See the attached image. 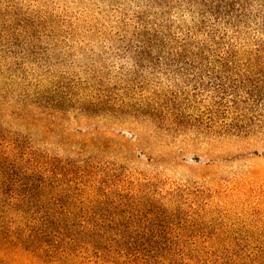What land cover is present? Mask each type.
Instances as JSON below:
<instances>
[{"label":"rangeland","instance_id":"obj_1","mask_svg":"<svg viewBox=\"0 0 264 264\" xmlns=\"http://www.w3.org/2000/svg\"><path fill=\"white\" fill-rule=\"evenodd\" d=\"M193 11L186 0H0V140L48 158L60 188L41 191L44 206L89 200L82 184L99 173L124 195L121 179L151 188L125 196L122 216H1L12 236L0 235V264H111L110 240L127 254L118 264H264V123L230 128L256 114L222 116L210 70L154 49V24L181 39Z\"/></svg>","mask_w":264,"mask_h":264},{"label":"trees","instance_id":"obj_2","mask_svg":"<svg viewBox=\"0 0 264 264\" xmlns=\"http://www.w3.org/2000/svg\"><path fill=\"white\" fill-rule=\"evenodd\" d=\"M186 3L194 10L192 13L196 23L185 29L181 39L169 36V28L161 24V21L160 24H154V49L159 53L165 46H172L177 51L171 55L173 59L185 56L192 69L199 70L193 66L198 64L201 71L210 70L211 80L216 84L214 88L218 89V104L222 107V116L226 117L231 108L232 113L250 110V115L256 114L254 119L244 120L246 114L239 113V120L230 128L241 131L251 128L257 122L263 124L264 0H186ZM249 33H253V48L242 51L238 47H243L244 42L239 41ZM241 52L245 55L243 61L239 59ZM47 160L44 155L22 150L13 140H0V235L12 236L7 234L9 232L4 226L7 222L1 216H55L49 212L58 210L70 215L83 211V216H122L125 196L136 202L151 194L148 182L143 186L139 179L135 182L121 179L123 184L128 183L127 186L131 187L124 195L125 192L118 185L110 182L115 176L104 175V179L99 173L88 185L82 184L89 191V200H79L71 195L62 203L55 196H51L48 206H44L41 191L60 188L51 178L53 170ZM168 196L172 201L178 195L170 192ZM111 199L115 212L107 215L96 211L97 206L102 207ZM49 206L52 209L49 210ZM15 235L19 234L15 232ZM18 238L20 243H25L26 236ZM28 239L30 238L27 237L26 240ZM67 240L70 245L77 242L74 238ZM86 244L90 245L89 242ZM52 245L50 251L63 250L65 247L63 243L60 246H55V243ZM105 249L110 254L111 264H118L127 255L120 248L119 242L114 245L113 240L103 244V250Z\"/></svg>","mask_w":264,"mask_h":264}]
</instances>
